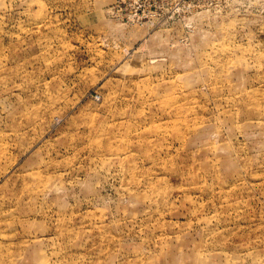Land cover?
Masks as SVG:
<instances>
[{"label":"rangeland","instance_id":"1","mask_svg":"<svg viewBox=\"0 0 264 264\" xmlns=\"http://www.w3.org/2000/svg\"><path fill=\"white\" fill-rule=\"evenodd\" d=\"M0 264H264V0H0Z\"/></svg>","mask_w":264,"mask_h":264}]
</instances>
